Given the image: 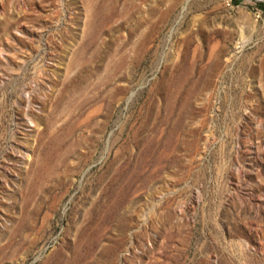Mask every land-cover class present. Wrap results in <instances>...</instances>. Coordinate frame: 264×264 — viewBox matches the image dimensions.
Returning a JSON list of instances; mask_svg holds the SVG:
<instances>
[{
	"label": "rangeland",
	"instance_id": "rangeland-1",
	"mask_svg": "<svg viewBox=\"0 0 264 264\" xmlns=\"http://www.w3.org/2000/svg\"><path fill=\"white\" fill-rule=\"evenodd\" d=\"M0 264H264V0H0Z\"/></svg>",
	"mask_w": 264,
	"mask_h": 264
},
{
	"label": "built area",
	"instance_id": "built-area-1",
	"mask_svg": "<svg viewBox=\"0 0 264 264\" xmlns=\"http://www.w3.org/2000/svg\"><path fill=\"white\" fill-rule=\"evenodd\" d=\"M222 1L228 8H234L235 0H222Z\"/></svg>",
	"mask_w": 264,
	"mask_h": 264
},
{
	"label": "water",
	"instance_id": "water-1",
	"mask_svg": "<svg viewBox=\"0 0 264 264\" xmlns=\"http://www.w3.org/2000/svg\"><path fill=\"white\" fill-rule=\"evenodd\" d=\"M259 1H263V0H259Z\"/></svg>",
	"mask_w": 264,
	"mask_h": 264
},
{
	"label": "bare ground",
	"instance_id": "bare-ground-1",
	"mask_svg": "<svg viewBox=\"0 0 264 264\" xmlns=\"http://www.w3.org/2000/svg\"><path fill=\"white\" fill-rule=\"evenodd\" d=\"M181 18V17H180Z\"/></svg>",
	"mask_w": 264,
	"mask_h": 264
}]
</instances>
